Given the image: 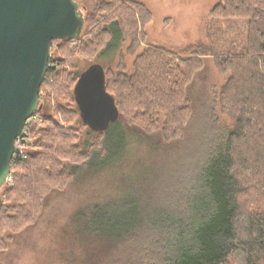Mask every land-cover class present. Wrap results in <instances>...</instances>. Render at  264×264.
Masks as SVG:
<instances>
[{"label": "trees", "instance_id": "obj_1", "mask_svg": "<svg viewBox=\"0 0 264 264\" xmlns=\"http://www.w3.org/2000/svg\"><path fill=\"white\" fill-rule=\"evenodd\" d=\"M215 8L248 18L250 44L245 56L215 59L231 75L219 94L208 93V143L195 149L188 167L177 168L169 178L151 181L127 198L96 199L78 209L74 220L93 246L86 264H264V0H220ZM137 12L142 24L149 20L142 5ZM107 25L102 51L110 53L129 34L118 20ZM171 53L145 51L134 61L133 75L121 74L123 86L134 91V106L142 109L130 119L121 115L105 76L117 121L95 132L100 140L85 161L66 167L68 183L96 165L116 162L125 152L128 133L167 148L186 139L193 110L186 91L202 68L198 55L203 51ZM50 59L49 53L39 88L56 69ZM217 110L232 117L231 127L219 120ZM20 156L10 163L11 172L13 164L23 161Z\"/></svg>", "mask_w": 264, "mask_h": 264}, {"label": "rangeland", "instance_id": "obj_2", "mask_svg": "<svg viewBox=\"0 0 264 264\" xmlns=\"http://www.w3.org/2000/svg\"><path fill=\"white\" fill-rule=\"evenodd\" d=\"M219 1L77 0L85 14L81 33L73 40L49 43L56 69L46 74L39 88L40 108L28 120L24 142L16 141L23 161L13 164L0 187V264H86L93 246L83 239L74 220L78 209L96 199L127 198L194 160L195 149L208 143L211 132L208 93L219 94L231 75L220 70L215 59L227 54L245 56L250 44L248 18L220 14L215 8ZM137 5L149 15L143 24ZM112 20H118L129 36L113 52L105 53L106 28ZM200 47L202 68L186 91L193 102L186 139L167 148L128 133L122 157L96 165L68 183L66 167L85 161L100 140L79 117L73 98L79 74L91 64L100 65L121 115L130 119L142 109L134 106V91L123 86L121 74L133 75L136 57L145 51L172 54ZM217 115L225 126L233 125L227 113L217 110ZM115 121L116 112H112L108 122Z\"/></svg>", "mask_w": 264, "mask_h": 264}, {"label": "water", "instance_id": "obj_3", "mask_svg": "<svg viewBox=\"0 0 264 264\" xmlns=\"http://www.w3.org/2000/svg\"><path fill=\"white\" fill-rule=\"evenodd\" d=\"M84 20V10L75 0H0V187L12 159L19 157L16 141L24 142L23 128L40 108L49 43L76 39ZM73 96L82 123L94 132L107 129L112 112L118 117L98 64L80 74Z\"/></svg>", "mask_w": 264, "mask_h": 264}, {"label": "flooded vegetation", "instance_id": "obj_4", "mask_svg": "<svg viewBox=\"0 0 264 264\" xmlns=\"http://www.w3.org/2000/svg\"><path fill=\"white\" fill-rule=\"evenodd\" d=\"M92 65V64H91ZM87 69V68H86ZM84 71V70H83ZM83 71L81 72V73H83ZM80 73V74H81ZM80 74H79V76H80ZM79 76H78V78H79ZM78 78H77V80H78ZM77 82V81H76ZM77 106V105H76ZM77 109H78V107H77ZM78 113H79V109H78ZM80 117V116H79ZM91 130V129H90Z\"/></svg>", "mask_w": 264, "mask_h": 264}, {"label": "built area", "instance_id": "obj_5", "mask_svg": "<svg viewBox=\"0 0 264 264\" xmlns=\"http://www.w3.org/2000/svg\"><path fill=\"white\" fill-rule=\"evenodd\" d=\"M9 175L7 176L6 180H8Z\"/></svg>", "mask_w": 264, "mask_h": 264}]
</instances>
